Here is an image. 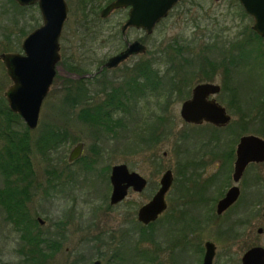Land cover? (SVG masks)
Listing matches in <instances>:
<instances>
[{
    "label": "rangeland",
    "instance_id": "1",
    "mask_svg": "<svg viewBox=\"0 0 264 264\" xmlns=\"http://www.w3.org/2000/svg\"><path fill=\"white\" fill-rule=\"evenodd\" d=\"M66 1L70 12L60 38L58 75L43 101L39 125L31 130L29 165L33 179L31 184L27 180L14 184L27 186L30 222H21L16 213L6 209L11 204L8 199L6 208L0 201V264H28L26 254L31 246L24 237L27 224L38 241L61 243L62 247L46 256L48 260H40L41 264H91L96 260L103 264H202L207 241L217 246L214 264H234L251 248H264V233H258L259 228L264 229V163L248 166L237 184L242 190L241 204L223 216L216 214L218 200L236 184L233 173L240 137L253 134L264 138V39L252 31L254 21L239 1L182 0L150 36L137 29L122 34L126 10L99 20L84 8L91 3L105 7L107 0ZM43 23L37 5L20 7L13 0H0V55L23 53L25 38ZM136 40L143 41L148 53L123 66L129 71L134 63L151 61L148 65L159 71L160 79L164 72L161 83L165 97L158 100L151 95L140 101L136 94L135 104L115 115L121 122L112 132L93 122H81L79 108L64 106L68 90L77 91L83 73L94 76L103 63L125 49L126 43ZM179 64L184 71L181 86L189 88L173 93L170 82ZM201 67L208 71V77L217 67L215 83L226 85V91L218 96L232 116L226 128L190 126L181 117L184 98L203 79ZM119 73L111 72L108 78L122 77ZM11 85L0 60V124L4 123L0 152L3 135L9 131L4 99L7 103L5 93ZM100 89V83L89 85L88 96L94 98L95 108L104 98ZM90 110L94 113L93 107ZM10 127L22 133L27 126L20 118ZM49 128H57L67 139L42 155L34 142ZM151 130L159 136L156 144H147ZM180 135L188 139L181 140ZM79 142L85 146L82 157L68 163ZM1 156L3 165L6 157ZM189 163L185 173L184 165ZM118 164L141 174L148 186L141 193L130 190L125 200L112 205L110 175ZM167 170L173 171L175 179L166 196L168 209L143 235L138 211L158 192ZM10 182L14 183L0 167L1 194ZM38 218L45 223L39 225ZM21 223L25 225L22 228Z\"/></svg>",
    "mask_w": 264,
    "mask_h": 264
},
{
    "label": "water",
    "instance_id": "2",
    "mask_svg": "<svg viewBox=\"0 0 264 264\" xmlns=\"http://www.w3.org/2000/svg\"><path fill=\"white\" fill-rule=\"evenodd\" d=\"M20 6L38 5L43 18V25L31 32L22 44L23 54L4 53L0 55L7 74L13 84L5 93L10 110L18 114L30 130H35L40 121L43 101L49 94L57 75V65L61 60L60 38L69 15L66 0H14ZM182 0H114L101 12L103 19L113 12L129 8V18L122 27L144 30L153 34L156 26L168 17L171 10ZM245 12L254 20L253 30L264 37V0H239ZM147 52V46L140 41L130 43L120 54L110 58L108 68H116L133 55ZM221 87L216 84L203 83L193 89L192 97L185 101L181 108V117L193 125L209 123L215 127H224L230 123L231 116L216 100H209L211 95L218 94ZM84 143L79 142L70 152L68 162L73 163L81 158ZM234 181L238 183L247 167L252 163H264V138L257 135H246L241 138L236 151ZM110 181L113 187L111 204L116 205L128 197L129 191L143 192L148 184L145 177L131 172L126 164L115 165ZM174 174L167 170L161 180L160 189L149 203L140 208L138 220L145 225L156 222L168 208L166 196L172 188ZM240 188L234 186L218 203V214L228 210L239 198ZM40 224L45 222L38 218ZM263 232L262 229L259 231ZM216 245L206 243V254L203 264H213ZM92 264H103L96 260ZM240 264H264V248L256 246L248 250Z\"/></svg>",
    "mask_w": 264,
    "mask_h": 264
},
{
    "label": "trees",
    "instance_id": "3",
    "mask_svg": "<svg viewBox=\"0 0 264 264\" xmlns=\"http://www.w3.org/2000/svg\"><path fill=\"white\" fill-rule=\"evenodd\" d=\"M111 1L113 0H107V3L108 2L110 3ZM86 5L87 7L84 8H88L87 11L91 12L92 17L93 15L96 17L98 16V19L100 20L101 18L100 11L103 7L101 5H94L92 3ZM177 53L180 54L179 51H177ZM149 62L151 61H147L145 62V64H143L142 62H141L142 64H135V67H133L134 69H130L129 71L127 70L124 73L125 75H123L119 79L117 85H112L111 87L110 86L104 87L103 85L100 84L101 95L104 98L101 99L102 102L100 103L99 107L96 106V108H95V104H93L94 98L92 96H88L89 93L88 91H89V85H92L94 83L98 84L99 81L93 82V80L87 79L85 77L86 74L83 73L81 76L82 80L80 82H77L78 85L77 91L70 93L73 88L68 90V96L65 98L66 100L64 106H68L72 110H77L79 108L80 112L78 114V118L81 120V122H85V123L93 122L95 126L98 125L105 131L109 130L110 132H112L113 130H116L121 121L117 117H115V115L125 112L128 106H130L129 104H135L136 94L139 95L138 99L141 101L142 99L150 98L151 95L152 97L154 95L155 97L157 96L158 100H160V98L165 97V94L167 93L166 90L162 88L163 84L161 83V79L164 78V72L163 74H161L162 78L160 79L158 74L159 71L154 72L150 68V65L147 64ZM159 66L160 64L156 65V67ZM76 70L77 69H74V71ZM77 73L81 75L78 71ZM183 74H184L183 67L181 69V65L179 64V67H176L172 75L173 80L171 82V91L173 90V93L181 92L180 87L182 82L180 81V78L182 77ZM102 89L104 90V92ZM4 102L6 104L4 114L8 121V126L7 123L5 124L7 126L6 129L9 131L5 132V134L3 135L4 143L3 146L1 147L0 153L1 155H3V157H6V162L3 165L0 164V167L2 168L5 177L12 179L14 183L11 182L8 183V188L5 189L6 193L5 192H2V194L0 193V201L2 202V204H4L6 208L5 199H8L11 202V204H7L6 209H8L11 213L14 214L16 213V216L17 217L19 216V218L22 219L21 222L25 223V220L26 222H30L29 221L30 217L28 218L29 215L27 214L29 213L28 211H29L30 194H28V191L26 189L27 186L26 188H22V187H16L14 186V184L15 182L25 181V180H27L31 184V180L33 179V173L29 165V157L31 155L30 151L33 145L32 143L33 132L28 127H26L25 131H23L22 133L21 132L17 133L11 129L10 126L12 125V121H16L21 117L17 114H14L9 109L5 99ZM167 105L168 104H166V107ZM89 107L90 109H92L93 107L94 113H92ZM3 124H0L1 128L3 127ZM170 134H172V136L174 137L178 136L177 132L176 133L171 132ZM212 137L213 140L216 139L217 141L218 137L215 134H212ZM146 138H147L146 141L147 142L149 141L147 144L151 142H153V144H156L158 143L159 136L158 135L156 136L155 132L151 130L150 135ZM63 139L64 136L60 134V130H58L57 128H49V129H45L43 131V134H41L34 143L36 145V148L39 150V152L42 155H44L45 153H49V151L56 150L59 144L62 143V141L64 142L67 138H65L64 140ZM187 139L188 136L185 135L184 137L181 138V140L184 141ZM190 165H191L190 163L184 165L185 173L188 171V168L191 167ZM185 173L184 175H186ZM154 224L155 223L151 224L149 227L141 226V228H143L141 229L142 234L146 235L147 234L146 229L153 228ZM16 225L20 230L19 227L20 225L17 222ZM24 226L25 225L21 223V228ZM31 228L32 226L27 224V228L25 229V233H24L25 240L31 246V250L26 254V260L28 264H31L32 262L33 264H41L42 261L48 260V257L46 256L53 255L54 251H58L62 246L61 243H59V241H49V240L38 241L37 238L30 233ZM42 246H46V247L43 248ZM42 250H45L46 255L43 253ZM40 251L43 253V255L42 254L39 255ZM42 257L44 258L41 259ZM74 263L80 264L78 261H75Z\"/></svg>",
    "mask_w": 264,
    "mask_h": 264
},
{
    "label": "flooded vegetation",
    "instance_id": "4",
    "mask_svg": "<svg viewBox=\"0 0 264 264\" xmlns=\"http://www.w3.org/2000/svg\"><path fill=\"white\" fill-rule=\"evenodd\" d=\"M80 2L81 1H84V0H79ZM124 10H126L127 11V13L129 12V9H124ZM115 12H117V11H115ZM114 12V13H115ZM248 15V14H247ZM112 16V15H111ZM110 16V17H111ZM250 18H252L250 15H248ZM109 17V18H110ZM253 19V18H252ZM105 20H107V19H105ZM132 29H134V28H132ZM128 30H130V29H128ZM127 30V31H128ZM138 30V29H137ZM126 31V32H127ZM141 31H143V30H141ZM252 31L258 36V37H260V38H262V39H264V37H261L260 35H258L254 30H253V28H252ZM148 36H150V35H148ZM138 41H140V40H138ZM140 42H142L143 43V41H140ZM130 43H132V42H130ZM130 43H126V47H125V49L124 50H126L127 48H128V46H129V44ZM144 44V43H143ZM123 50V51H124ZM122 52V51H121ZM148 52V51H147ZM120 53V52H119ZM145 55V54H144ZM144 55H134V56H131L127 61H125V62H123L122 64H120L118 67H116V68H108L107 67V62H108V60L105 62V63H103L100 67H99V69H98V71H97V73L94 75V76H91V75H86L85 77L87 78V79H90V80H93V79H95L96 78V76L97 75H99L98 76V78H96V80H94L93 82H95V81H99V83L101 84V85H103L104 87H107V86H112V85H117L118 84V81H119V79L121 78V77H119V75H117V76H115V77H112V78H108V74L109 73H111V72H116V74L118 73V72H120L119 74H122V75H124V72L128 69L126 66L124 67L123 65L125 64V63H128L132 58H134V57H136V56H144ZM134 64H142L141 62H137V63H134ZM144 64V63H143ZM147 64H153L152 62H149V63H147ZM182 67H183V64L181 65V69H182ZM185 68H186V71H188V66L187 65H185ZM184 72V71H183ZM173 73H174V70H173ZM165 74H166V72H165ZM168 74H170V72L168 73ZM209 73H208V71L206 70V69H204V68H202L201 67V69H200V72H199V75L201 76V77H203V79H201V81L200 82H198L196 85H194L190 90L192 91L190 94H189V96H188V94H187V99H186V97L184 98V102L185 101H187V100H189L191 97H192V94H193V89L197 86V85H199V84H203V83H211V84H216L215 83V78H216V76L217 75H219V69L217 68V67H215V68H212L211 69V72H210V75H211V77H208L207 75H208ZM205 76L207 77V78H205ZM172 82V81H171ZM171 82H170V86H171ZM216 85H219V84H216ZM220 87H221V91L218 93V94H215V95H211L210 97H209V100H212V99H214V100H216V102L217 103H219L221 106H223L226 110H227V108L225 107V105H223L221 102H219V100H218V96L219 95H221L222 93H224L225 91H226V88H225V86L226 85H223V86H221V85H219ZM103 87V88H104ZM185 88L187 89V88H189V87H186L184 84H183V86H181V90L183 89V90H185ZM229 88V87H228ZM103 90V89H102ZM105 90H106V88H105ZM103 92H104V90H103ZM102 92V93H103ZM100 95H101V93H100ZM183 102V103H184ZM183 103H182V105H183ZM182 108V107H181ZM227 112H228V110H227ZM228 114H229V112H228ZM230 115V114H229ZM231 116V115H230ZM184 120V119H183ZM185 122V121H184ZM186 124H188V125H190V126H196V127H201V126H203V125H211V126H213V127H215L214 125H212V124H209V123H204V124H202V125H193V124H190V123H187V122H185ZM232 123V116H231V120H230V123L228 124V125H226V126H224V127H215V128H217V129H222V128H226L227 126H229L230 124ZM246 135H248V134H246ZM246 135H243V136H241L240 137V139H239V142H240V140H241V138L242 137H244V136H246ZM249 135H253V134H249ZM263 138V137H262ZM239 142H238V144H239ZM238 146V145H237ZM84 148H85V146H84ZM236 151H237V149H236ZM236 158H237V155H236ZM79 160V159H78ZM76 162V161H75ZM69 163V162H68ZM74 163V162H73ZM253 164H263V163H252V165ZM251 165V164H250ZM249 165V166H250ZM114 167V166H113ZM113 167H112V169H113ZM248 168V167H247ZM112 169H111V173H112ZM234 169H235V164H234ZM245 174V173H244ZM233 175H234V173H233ZM185 176L186 175H184V177L183 178H185ZM244 176V175H243ZM243 176H242V178H243ZM110 177H111V175H110ZM183 178L181 179V180H183ZM242 178L240 179V181L242 180ZM147 180V179H146ZM233 180H234V178H233ZM148 181V180H147ZM174 181H175V179H174ZM239 181V182H240ZM111 182V181H110ZM235 182V181H234ZM238 182V183H239ZM236 183V182H235ZM238 183H236L235 185H232L230 188H232V187H234V186H237V187H239L237 184ZM173 185H174V182H173ZM172 185V186H173ZM147 186H148V184H147ZM147 188V187H146ZM229 188V189H230ZM240 188V187H239ZM113 190V189H112ZM225 197V196H224ZM223 197V198H224ZM241 197H242V190H241V188H240V196H239V198H238V200L228 209V210H226L225 212H223L222 214H218V203H219V201L221 200H218V202H217V204H216V214L218 215V216H223L225 213H227L228 211H230L232 208H234L235 206L237 207L238 205H239V203H240V201L242 202V200H241ZM167 200V199H166ZM111 204V203H110ZM168 204V203H167ZM241 204V203H240ZM168 209V208H167ZM139 212V211H138ZM137 218H138V214H137ZM139 221V220H138ZM140 222V221H139ZM141 224H140V226H142V227H149L151 224H153V223H155V222H153V223H151V224H149V225H145V224H143L142 222H140ZM260 229H262L263 230V232L262 233H260L259 231H260ZM258 233L259 234H263L264 233V229L263 228H259V230H258ZM207 242H212V241H207ZM206 242V243H207ZM206 243H205V252H204V257H205V254H206ZM212 243H214V242H212ZM215 244V243H214ZM216 245V244H215ZM216 253H217V246H216ZM245 255V254H244ZM243 255V256H244ZM243 256H242V258H243ZM204 257H203V261H204ZM215 257H216V255H215ZM242 258H241V261H242ZM203 261H202V264H203ZM214 261H215V258H214ZM214 261H213V264H214ZM241 262H239V263H234V264H240Z\"/></svg>",
    "mask_w": 264,
    "mask_h": 264
}]
</instances>
